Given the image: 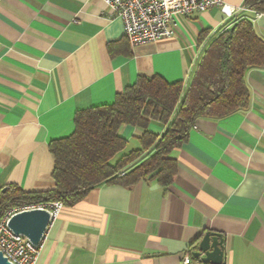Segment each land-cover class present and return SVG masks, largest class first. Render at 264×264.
<instances>
[{"label": "crops", "instance_id": "0c3cea01", "mask_svg": "<svg viewBox=\"0 0 264 264\" xmlns=\"http://www.w3.org/2000/svg\"><path fill=\"white\" fill-rule=\"evenodd\" d=\"M241 15L264 40V12L227 18L212 7L132 48L103 0H0V192L52 190L48 145L72 133L76 112L111 103L139 76L185 81L203 46ZM245 82L247 108L198 118L171 151L168 186H94L50 222L36 264H178L208 230L222 234L226 264H264V68L249 69ZM165 129L148 125L159 136ZM119 133L128 152L141 147L140 128Z\"/></svg>", "mask_w": 264, "mask_h": 264}, {"label": "trees", "instance_id": "16d2710c", "mask_svg": "<svg viewBox=\"0 0 264 264\" xmlns=\"http://www.w3.org/2000/svg\"><path fill=\"white\" fill-rule=\"evenodd\" d=\"M243 4L255 13L264 12V0ZM251 68H264V40L250 18L241 15L203 46L185 86L184 81L167 82L158 75L139 76L111 103L76 112L72 133L48 145L54 157V188L24 192L8 186L0 192V216L29 204L60 201L71 206L104 182L130 186L155 180L168 186L176 174V160L170 153L182 145L198 118L217 119L247 108L245 76ZM153 120L166 126L161 136L148 130ZM123 125L142 130L141 147L110 164L126 145L119 133ZM149 148L153 152L137 161ZM194 248L190 246V253Z\"/></svg>", "mask_w": 264, "mask_h": 264}, {"label": "built area", "instance_id": "2783aa9c", "mask_svg": "<svg viewBox=\"0 0 264 264\" xmlns=\"http://www.w3.org/2000/svg\"><path fill=\"white\" fill-rule=\"evenodd\" d=\"M103 2L120 19L124 37L132 48L172 36L177 18L192 12L219 7L225 17L230 18L235 13L247 10L245 7L236 8L225 0H103ZM188 78L184 81V86ZM31 207L16 208L0 216V253L9 264H36L44 236L37 244L32 243L25 235L15 233L8 227L10 217L24 210L43 208L49 214V225L64 208V204L60 201H51ZM178 264L206 263L194 258L190 251H186ZM222 264L226 263L223 261Z\"/></svg>", "mask_w": 264, "mask_h": 264}, {"label": "water", "instance_id": "95a60500", "mask_svg": "<svg viewBox=\"0 0 264 264\" xmlns=\"http://www.w3.org/2000/svg\"><path fill=\"white\" fill-rule=\"evenodd\" d=\"M48 221L49 214L45 209L34 208L13 214L8 221V227L13 232L23 234L32 243L37 244L48 227ZM224 250L222 234L208 230L200 236L191 254L206 264H222ZM0 264H9L1 253Z\"/></svg>", "mask_w": 264, "mask_h": 264}, {"label": "rangeland", "instance_id": "374dc122", "mask_svg": "<svg viewBox=\"0 0 264 264\" xmlns=\"http://www.w3.org/2000/svg\"><path fill=\"white\" fill-rule=\"evenodd\" d=\"M131 145V144H130ZM126 146L122 151H120V152H118L116 155H114L110 160H109V162H110V164H114L116 161H117V159L121 156V154H123V153H126V152H128L129 151V149H131V146ZM138 162H136L135 164H133L132 166H131V168L133 167V166H135L136 164H137ZM35 206L36 207V204H29V205H23V206H21V207H25V206H30V208H32L31 206ZM18 208H20V207H18ZM14 208H11V209H7L5 212H8V211H10V210H13ZM16 209V208H15Z\"/></svg>", "mask_w": 264, "mask_h": 264}]
</instances>
